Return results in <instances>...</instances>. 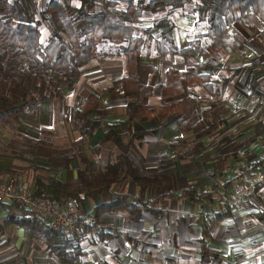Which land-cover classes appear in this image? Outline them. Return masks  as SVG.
<instances>
[{"label":"crops","instance_id":"1","mask_svg":"<svg viewBox=\"0 0 264 264\" xmlns=\"http://www.w3.org/2000/svg\"><path fill=\"white\" fill-rule=\"evenodd\" d=\"M228 20L231 33L239 32L243 41L228 54V66L222 62L221 50L208 51L215 65H205L198 72L209 76V89L202 84L184 85L182 94L160 96L166 71L184 70L201 61V54L192 63H188L192 55L185 56L188 60H177L173 53L159 55L153 39L150 53L137 56L139 81L153 87V94L143 98L144 104L159 107L187 95L197 98L195 121L207 127L201 144H196L194 132L181 133L176 115L162 121L156 115L147 121L134 120L132 130L144 135L131 143L125 134L101 142L103 127H97L90 138L81 134L70 112L80 109L90 93L97 95L104 121L119 123L123 131L127 128V100L121 86L127 65L121 53L110 55L119 60L82 65L70 81L57 82L59 95L42 101L30 115L22 113L12 126L0 124V177L13 175L33 191L37 176L46 180L54 172L65 187H72L80 182L78 169L92 177L121 153L140 172L158 178L154 185H138L129 178L112 183L114 191L148 204L135 218L126 209H101L94 217V207L111 199L107 192L80 200L75 231L81 233L78 243L83 254L78 264H264V226L253 214L264 208V183L236 206L225 200L234 183L251 174V163L264 154V92L257 87L264 69L248 67L255 59L264 64V46L259 44L264 40V23L253 14L239 19L236 11L228 13ZM195 21L166 19L151 34L165 31L177 45V39L189 40ZM199 30L204 32V25ZM243 73L249 75L247 83L241 80ZM219 102L223 106L215 112ZM90 124L88 120L85 127ZM242 126L246 130L238 132ZM186 189L195 193L194 199L179 195ZM203 247L208 257L203 256ZM0 264L63 263L23 227L11 224L0 236Z\"/></svg>","mask_w":264,"mask_h":264},{"label":"trees","instance_id":"2","mask_svg":"<svg viewBox=\"0 0 264 264\" xmlns=\"http://www.w3.org/2000/svg\"><path fill=\"white\" fill-rule=\"evenodd\" d=\"M78 1L79 5L74 6L69 0H49L39 8L36 0H0V124L19 121L22 113L30 115L42 101L59 95L61 90L56 87V82L70 81L77 76L79 67L103 57L104 54L98 52L99 45L110 43L119 47L127 61L126 73L121 78L127 100L124 108L127 128L123 131L119 123L104 121L101 118V103L97 95L90 93L80 109L70 112L71 121L81 134L90 138L97 127H103L101 142L125 134L130 136L131 143L144 135L132 130L134 120L147 121L156 115L162 121L176 115L181 133L194 132L196 144H201L200 139L207 133V127L201 121H195L197 98L187 95L159 107L144 104L143 98L153 94V87L139 81L137 56L141 54L146 39H154L155 51L159 55L173 53L190 56L200 53L203 56L201 61L184 70L169 68L166 71L160 96L182 94L184 85L193 88L202 84L209 89V76L198 72L205 65H215L207 48L213 51L224 49L231 53L243 41L239 32L231 33L228 13L236 11L239 19L253 14L264 23V0H197L196 23H204L207 42L202 45L195 40L184 47L177 46L165 31L151 34L164 25L166 19L148 27L139 25L138 21L143 12L163 11L168 6L184 7L193 0H138L135 3L128 0L125 8H119L117 0H102L100 3L96 0ZM97 4L99 11H93ZM44 21L50 22L53 30L47 40L41 42L40 24ZM250 66L264 69V64L258 59L253 60ZM262 99L264 101V95ZM88 120L91 121L89 128L85 127ZM257 168H264V154L251 163L250 169ZM78 173L80 182L72 187H65L54 172H50L46 180L37 176L33 193H45L54 201L70 197L80 201L93 194L107 192L111 199L94 207V217L101 209H126L131 218H135L148 204L129 198L127 193L114 191L112 183L121 178H129L138 185L158 183L155 175L140 172L126 153L117 155L103 171L92 177L85 176L82 168L78 169ZM191 192L186 189L179 195L194 199L195 193ZM253 214L264 226V208L254 210ZM11 224L23 227L27 234L44 244L46 251L55 254L63 264L81 262L83 249L78 243L81 233H77L75 228L70 231L50 228L42 217L25 211L13 199L0 200V236ZM201 252L203 256H209L204 247Z\"/></svg>","mask_w":264,"mask_h":264},{"label":"built area","instance_id":"3","mask_svg":"<svg viewBox=\"0 0 264 264\" xmlns=\"http://www.w3.org/2000/svg\"><path fill=\"white\" fill-rule=\"evenodd\" d=\"M264 183V168L253 169L245 179L234 183L226 202L231 206L240 204L246 197H250L258 184ZM13 199L25 211L42 217L46 224L53 229L70 231L80 222V201L75 197L63 201H54L45 193L34 194L20 179L13 175L0 177V200Z\"/></svg>","mask_w":264,"mask_h":264},{"label":"rangeland","instance_id":"4","mask_svg":"<svg viewBox=\"0 0 264 264\" xmlns=\"http://www.w3.org/2000/svg\"><path fill=\"white\" fill-rule=\"evenodd\" d=\"M49 0H36V4L37 6L40 8L44 7L47 3H48ZM63 2H66L67 0H61ZM97 3H100L102 0H96ZM136 1L138 0H133V2L135 3ZM144 2H146L147 0H143ZM69 2L74 5V6H78L79 5V1L78 0H69ZM127 2L128 0H117V6L119 8H125L126 5H127ZM197 0H193L192 2L184 5V7H177V8H173V7H170L168 6L165 10L163 11H156V12H143L140 16H139V21H138V24L143 26V27H148V26H151L152 24L158 22L160 20V18L164 17L166 18L167 20H171V19H177V18H181V17H188L189 19L190 18H194L196 21H197V18H198V12H197ZM100 9V6L99 4L95 5L94 8H93V11H99ZM195 21V25L190 28V32H189V40L188 41H184V42H180V40L177 39V45L178 46H188L190 45L191 43H193L195 40H198L202 45L206 44L207 40H206V37L204 35V32L202 33H199V29L201 28V25L203 26L204 23L201 22V23H196ZM199 21V20H198ZM40 29H41V36H40V41L41 42H45L48 38V36L52 33V30H53V26L50 25V22L48 21H44L40 24ZM197 31V32H196ZM146 37V36H145ZM147 42L144 43L143 47H142V50H141V53L145 54L146 52L149 54L150 51L152 50V47H153V44H152V40H148L146 39ZM259 44L261 46H264V40L261 39ZM208 50L207 51H210V52H213V50H211L210 48H207ZM109 50H112L111 52L112 53H108L107 54V51ZM114 51V52H113ZM236 51V50H235ZM98 52L100 53H106L103 57L101 58H98V59H92L90 61L91 62H97V61H102V60H119L120 58L117 56V55H114V56H110L114 53H121L120 50H119V47L116 45H112L110 43H101L99 45V48H98ZM249 54V51L247 52ZM200 54V53H199ZM228 54L229 52H227L226 50L224 49H221L220 51V55L222 57V62L225 61V59H227L228 57ZM196 55V54H195ZM110 56V57H109ZM178 56V55H177ZM255 56V55H254ZM250 57L249 61L252 60V58L254 57ZM203 57V56H202ZM177 60H188L186 59L187 57L183 56V57H176ZM182 58V59H181ZM198 59V56L196 55L195 56H190L189 57V62L188 63H192L194 60ZM124 60L126 61V58L124 56ZM103 62V61H102ZM101 62V63H102ZM112 62V61H110ZM186 62V61H185ZM226 62V66H228L230 64V62H228L227 60L225 61ZM224 62V63H225ZM87 64V63H86ZM126 65H127V61H126ZM185 65V64H184ZM190 65V64H189ZM248 65V64H246ZM249 68H251L252 70H259L260 68L259 67H255V68H252L250 65H248ZM246 71V69L244 70ZM243 71V72H244ZM248 72V71H247ZM241 72H239L240 74ZM243 78H241L242 82L243 83H247V81L249 80V75L247 76L248 73H243ZM259 74V72H256L253 77H256L257 75ZM258 81V84H257V87L258 86H261V91L264 92V77H259L257 79ZM256 81V80H254ZM56 85H57V82H56ZM258 90V89H257ZM219 106H216L214 108L215 112L216 110H219L222 106H223V103H218ZM263 105V104H262ZM264 108V107H263ZM232 111L234 112V110L232 109ZM231 112V113H233ZM235 112L239 113L238 109L236 108ZM225 116V115H224ZM254 116L255 117H259L258 114H255L254 112ZM226 119H228V116H225ZM15 122L12 121L11 123H9L10 125H8L7 127L9 126H12V124ZM228 122V120H227ZM241 130H246V127L242 126V128H240L238 130L241 131ZM246 132V131H245ZM3 144L0 143V147L2 146ZM193 145V144H191Z\"/></svg>","mask_w":264,"mask_h":264}]
</instances>
